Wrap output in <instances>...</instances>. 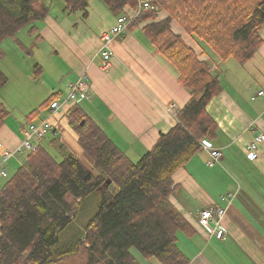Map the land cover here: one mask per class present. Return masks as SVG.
<instances>
[{"label":"trees","instance_id":"16d2710c","mask_svg":"<svg viewBox=\"0 0 264 264\" xmlns=\"http://www.w3.org/2000/svg\"><path fill=\"white\" fill-rule=\"evenodd\" d=\"M62 1L68 12L86 16L90 0ZM100 1L115 15L125 7L138 8V0ZM149 4L151 8L138 12L129 25L148 22L143 35L173 65L178 82L189 91V100L175 112V125L133 162L74 102L66 113L68 126L99 174L74 157L57 161L41 144L28 153L0 190V264H138L132 250L160 264H189L177 246V234L191 237L193 230L168 197L176 187L174 173L201 151V141L217 137V124L206 107L222 86L210 65L170 25L175 22L220 60L243 65L263 42L264 0H149ZM49 10L45 0H0V46L12 40L25 57L31 56L32 50L18 35L26 29L28 36H35ZM159 11L166 13L162 20H157ZM4 56L0 48V61ZM41 72L38 64L32 67L34 76ZM7 83L0 69V92ZM57 97L50 95L34 109L26 126ZM8 115L0 98V127ZM112 185L118 189L114 195ZM93 196L96 210L80 225L84 204Z\"/></svg>","mask_w":264,"mask_h":264},{"label":"crops","instance_id":"0c3cea01","mask_svg":"<svg viewBox=\"0 0 264 264\" xmlns=\"http://www.w3.org/2000/svg\"><path fill=\"white\" fill-rule=\"evenodd\" d=\"M59 1L60 8L62 5L64 8L63 1ZM45 2L50 10L38 25L40 38H35L37 34L29 35L30 43L36 47L33 50L28 46L31 56L25 57L21 52L23 58L37 59L35 55L39 51L45 59L63 61L67 71L61 80L67 90L85 73L88 93L75 102L130 160L137 161L153 147L160 134L175 125V112L187 103L189 91L178 82L173 65L154 51L143 35L142 28L148 22L129 25L116 36L111 42L110 67L101 68V32L110 29L118 16L131 21L136 16L132 8L125 7L115 15L100 0H90L85 19L81 20L78 13L76 19L53 16L52 0ZM93 12L99 16L97 33L73 29L78 23L86 22ZM165 17V12H159L157 20ZM170 26L174 34L210 65L222 86L221 93L206 107L217 124V137L212 141L203 140L221 152L220 162L207 167L209 155L201 149L172 177L176 187L168 202L193 230L191 237L179 232L177 246L188 257L189 264H264V144L255 162H250L245 153L252 138L264 134V28L260 32L261 46L249 62L241 65L233 59L220 60L204 44L198 42L197 46L175 22ZM53 94H58L55 101L61 109L65 108L67 104L59 97L60 92L53 91ZM4 95L1 90L0 98L7 107ZM17 117L9 112L0 127V163L5 152L14 151L24 139L27 121ZM56 130L54 127L51 133ZM38 144L42 145L43 141ZM26 156L14 154L7 161V176L6 179L0 176V190ZM225 195L228 196L222 199ZM217 208L226 211L221 221L224 230L221 239L206 233L199 225L203 210ZM180 241L185 243L180 245ZM136 258L138 264H160L155 259L139 255Z\"/></svg>","mask_w":264,"mask_h":264},{"label":"rangeland","instance_id":"374dc122","mask_svg":"<svg viewBox=\"0 0 264 264\" xmlns=\"http://www.w3.org/2000/svg\"><path fill=\"white\" fill-rule=\"evenodd\" d=\"M59 0H52V13L53 16L58 18L66 17L71 19H76V13L68 12L65 7L60 8ZM149 2V1H148ZM62 4V3H61ZM151 7V4H149ZM163 12V11H159ZM78 15L81 17V20H84L83 14L78 12ZM79 18V17H78ZM99 16L96 12L91 14V17L86 20L84 23H78L73 27L74 30H90L93 33H97L96 29L99 25ZM19 38L25 41L27 47H33L35 49V43H30L29 36L27 35V30L24 29L19 33ZM197 42V41H196ZM203 43V42H202ZM197 46L200 45L198 42ZM1 50L5 53L4 58L0 61V69L6 73L8 77V83L2 89L4 92L3 99L8 107L9 112L12 115L18 116L17 118L26 117L36 109L41 103H43L53 91L59 93L61 99L66 100L68 95L67 86L64 85V81L61 80V75L67 71V67L64 62L58 59L48 60L45 59L41 52H37L35 58H23L22 53L15 47L13 41L7 40L0 46ZM21 61L19 64H14L13 62L18 59ZM232 60V59H230ZM41 66L42 72L39 77L34 76L32 73V67L36 64ZM236 64V62L234 63ZM28 68L26 70V66ZM237 65V64H236ZM228 73V72H226ZM63 81V83H62ZM60 84L63 87H60ZM55 89V90H54ZM257 88L254 90V95H256ZM66 107L58 110L53 116L49 118V109L42 111L39 115V118H49L50 124L53 128L57 130L53 133H49V136H46L42 139L43 146L48 150V152L56 158L57 161L66 159L68 157H74L79 159L88 169H90L93 174H99V171L94 169L91 159L88 155L80 149L76 143V134L68 126L66 113L74 104L73 101L66 103ZM78 104V103H76ZM80 106V105H79ZM54 139V143L51 144V140ZM22 140V139H21ZM21 155H26L22 153ZM24 156H21L23 159ZM206 163V162H205ZM186 168V166H185ZM14 169L10 170L13 171ZM4 178V177H2ZM6 179V178H5ZM111 194H116L118 189L116 186H111ZM225 195L222 197L224 199ZM96 210V197H90L84 204V210L81 212L78 219V223L83 225L88 221V219L94 214ZM74 230V228H73ZM65 238V236H63ZM68 241V239H67ZM185 243V241H180V245ZM132 253L137 256V252L132 250Z\"/></svg>","mask_w":264,"mask_h":264},{"label":"built area","instance_id":"2783aa9c","mask_svg":"<svg viewBox=\"0 0 264 264\" xmlns=\"http://www.w3.org/2000/svg\"><path fill=\"white\" fill-rule=\"evenodd\" d=\"M151 8L148 1L138 0V8L136 11V15L141 10H147ZM129 19L125 16H118L116 18L115 24L108 30L101 32L100 34V48H99V56L101 58V68L103 70H107L110 67L111 59L113 56L111 50V42L112 40L125 32L127 27L129 26ZM88 93V83L87 77L84 73L76 82L69 85L68 87V95L66 96V100L64 103H69L71 101L75 102L85 97ZM258 95H262V92H259ZM58 101H54L50 107V116L53 115L55 111L61 109V106L58 105ZM174 109V106L171 107ZM49 118H42L37 122L29 123L23 130L24 139L23 141L15 148L12 152H5L2 157V161L0 163V176L6 177L5 165L7 161L14 154H22L26 155L32 152L38 143L45 138L49 133L53 131V126L49 122ZM264 144V134H258L252 138V140L246 145L245 153L250 162H255L259 156V148ZM201 149L205 150L209 157L206 161L207 167H213L218 164L222 158V154L218 149H215L210 143L207 141L200 142ZM226 211L221 208H217L214 210L207 209L203 210L200 213L199 217V225L200 227L208 234L214 235L217 239L223 238L224 230L221 225V221L225 217Z\"/></svg>","mask_w":264,"mask_h":264},{"label":"water","instance_id":"95a60500","mask_svg":"<svg viewBox=\"0 0 264 264\" xmlns=\"http://www.w3.org/2000/svg\"><path fill=\"white\" fill-rule=\"evenodd\" d=\"M80 125H83V122H81V123H80ZM107 184L109 185V184H110V182H109V181H107Z\"/></svg>","mask_w":264,"mask_h":264}]
</instances>
